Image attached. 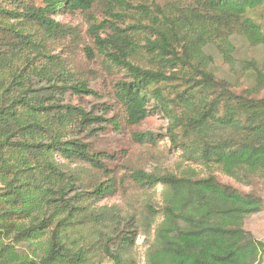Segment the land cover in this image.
Wrapping results in <instances>:
<instances>
[{
  "label": "trees",
  "instance_id": "1",
  "mask_svg": "<svg viewBox=\"0 0 264 264\" xmlns=\"http://www.w3.org/2000/svg\"><path fill=\"white\" fill-rule=\"evenodd\" d=\"M95 1L0 0V264H137L140 235L145 264H264V242L245 228L264 197L192 167L217 168L239 182L264 174V69L238 59L234 42L238 34L264 51L253 15L264 0L140 3L89 29L99 54L123 73L116 94L125 122L138 126L159 110L165 136L189 164L180 173L131 171L141 190L163 186L162 206L148 205L140 224L94 207L116 192L107 165L116 155L87 139L118 132L122 120L109 115L107 101L72 104V95H100L48 47L70 31L57 15L88 11ZM216 52L228 67L223 77L214 72ZM87 55L94 58V49ZM244 77L253 83L238 91ZM162 137L132 133L139 144ZM70 163H87L102 177L88 183ZM89 225L90 238L78 234ZM98 250L107 263L94 259Z\"/></svg>",
  "mask_w": 264,
  "mask_h": 264
},
{
  "label": "rangeland",
  "instance_id": "2",
  "mask_svg": "<svg viewBox=\"0 0 264 264\" xmlns=\"http://www.w3.org/2000/svg\"><path fill=\"white\" fill-rule=\"evenodd\" d=\"M37 3L40 0H36ZM168 0H96L94 5L88 11H77L74 13L59 14L56 19L70 27V31L61 39L50 40L48 47L53 54H58L61 60H64L66 68L74 73L79 80L86 81L94 88L100 96H78L72 95L70 100L74 105L84 106L90 109L92 106H99L100 101H107L114 110L110 116L116 113L120 116L121 129L117 132L112 128L100 133L97 137L90 136L87 140L94 145L96 149H101L111 154H115L114 160H107L110 168V174H113L116 181V192L111 196H106L94 204L95 208L103 209L105 207L119 210L123 217L133 216L140 224L144 213L147 212L148 205L160 209L163 203V186L157 185L149 190L137 188L129 174L134 169H143L147 172L162 173L165 171L180 173L182 169L189 164L182 162L180 150L172 146L171 141L166 137L168 120L159 110L152 112L151 116L138 126L131 127L125 122V113L118 102L116 83L123 77V73L110 67V63L99 54L94 44V39L89 33V29L94 25H99L105 20H112L111 14L115 11L119 14H129L128 8L140 3L152 5L154 3H165ZM254 17L259 21L264 29V5L253 12ZM107 31L110 32L108 29ZM104 36L105 32H101ZM236 35V34H235ZM238 49L236 57L240 60L253 58L259 62L264 69V51L257 47L250 46L238 34L234 39ZM93 48L94 58L87 55V49ZM215 53V50H213ZM216 61L214 72L223 77L228 72V67L223 64L216 52ZM251 77L242 78L237 90L247 88L252 84ZM261 95L264 96V90ZM152 131L162 135L157 145L139 144L132 139L133 131ZM73 169H79L85 180L89 183L97 177H102L99 170L93 168L87 163H70ZM192 167L198 170L200 175H206L214 172L218 175L221 182L231 184L243 192L257 193L264 197V174L262 172L251 174L244 182H239L219 171L217 168L209 169L204 165L193 164ZM106 178V177H105ZM103 178V179H105ZM161 218H157L160 221ZM245 228L251 231L254 236L264 242V208L261 212L253 214L245 221ZM91 226L78 228V234L91 237ZM145 235H140L137 241V247L133 251V256L137 264H145L144 244ZM152 239V236L150 237ZM25 248V247H24ZM95 260H103L107 263L108 259L101 250H98L94 256ZM264 263V251L262 253Z\"/></svg>",
  "mask_w": 264,
  "mask_h": 264
}]
</instances>
